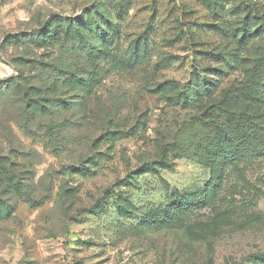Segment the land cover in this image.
Masks as SVG:
<instances>
[{"label": "rangeland", "instance_id": "rangeland-1", "mask_svg": "<svg viewBox=\"0 0 264 264\" xmlns=\"http://www.w3.org/2000/svg\"><path fill=\"white\" fill-rule=\"evenodd\" d=\"M16 69L0 264H264V155L207 187L215 154L264 148V0H0V80Z\"/></svg>", "mask_w": 264, "mask_h": 264}, {"label": "trees", "instance_id": "trees-1", "mask_svg": "<svg viewBox=\"0 0 264 264\" xmlns=\"http://www.w3.org/2000/svg\"><path fill=\"white\" fill-rule=\"evenodd\" d=\"M16 76H12L3 80H0V91L5 92L14 89V87H22L24 89L25 85L22 84L24 80V74L20 69H16ZM202 82H204V88L208 90V81L205 77L202 78ZM46 101H49V98L45 99ZM40 98L36 97L34 99L28 98L27 94H23L22 98L20 99V103L23 106L22 112L24 115V121L21 123V126L25 130H30V124L32 123V116H33V110L35 106H39ZM63 102V101H62ZM41 103V102H40ZM220 132L222 134V142L227 145V142L230 141L231 137L228 136V131L224 129V127H220ZM245 155H253V156H263L264 155V148L261 147H248L246 149L244 148H236L231 151H224L223 154L218 156V154H215L212 161L214 162L212 164V183L211 185L207 186L209 188H216L217 185H215V181L218 178L220 167L223 165V163L226 162H234L235 160L241 159ZM166 156L163 155V160H165ZM203 199L205 200V196L201 194H195L192 197H189L185 200H182L179 202V211L185 212L189 210L192 206L200 205L203 203ZM161 214L156 218V220L161 219Z\"/></svg>", "mask_w": 264, "mask_h": 264}]
</instances>
